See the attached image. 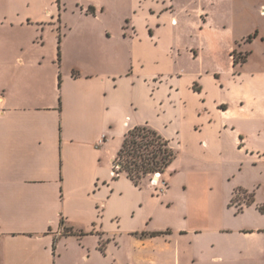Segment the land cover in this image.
<instances>
[{
  "label": "crops",
  "instance_id": "1",
  "mask_svg": "<svg viewBox=\"0 0 264 264\" xmlns=\"http://www.w3.org/2000/svg\"><path fill=\"white\" fill-rule=\"evenodd\" d=\"M203 1L197 17L208 20ZM227 2L235 16L247 7L264 16V0ZM177 9L176 0H0V264H180L177 214L197 220L202 191L207 208L231 217L236 190L252 195L234 215L246 222L231 228L224 255L191 264H264V175H245L264 164V61L234 45L264 42V29L231 32L227 72L174 76L160 70ZM234 49L247 54L236 66ZM139 126L207 170L177 156L160 194L147 179H114L111 163Z\"/></svg>",
  "mask_w": 264,
  "mask_h": 264
},
{
  "label": "rangeland",
  "instance_id": "2",
  "mask_svg": "<svg viewBox=\"0 0 264 264\" xmlns=\"http://www.w3.org/2000/svg\"><path fill=\"white\" fill-rule=\"evenodd\" d=\"M194 2L188 5L189 3L186 0H176L178 7L176 11L182 12V15L179 18V25L171 33L173 45L167 53L170 59L167 58L165 67L161 68L160 71H165L166 74L174 76L181 72L182 77L185 78L200 71L203 74L207 71L227 72L232 66L227 52L228 46L233 39L231 32H235L234 34L239 40L253 34L257 28L262 31L264 29V16L260 17L258 13H252L248 9L249 7L243 11L240 10L235 16L232 14L233 12H230L233 5H230L227 0H208L203 1V7L207 9L208 12L206 13L210 15L209 19L206 20L208 17H197L196 9L199 4L196 3V0ZM234 45L237 48L240 45L239 48H245L248 52L250 51L253 60L264 61L263 41L259 40L253 46L240 41H237ZM200 54H202L201 60H199ZM235 56H238L237 51ZM208 88L209 94H213L210 85ZM174 154L175 158L177 156L181 157L182 163L187 170L190 167L192 172H202L208 168V166L198 165L197 163L185 164V162L190 161L187 150L174 151ZM219 169L221 170V168ZM245 175H247L248 180L251 177L264 175V164L254 168L250 167V169L245 171ZM143 179L149 180V176ZM143 179L141 178L140 181ZM245 197L241 192L237 196L234 195L230 206L234 214L232 213L233 215L230 217V214L228 216L227 213H222L214 207L207 208V200L210 197L202 191L197 192L200 206L193 216L198 219L190 218L189 215L192 213L188 214V218H186L187 215L178 213L177 216L181 221L177 220V223H179L177 227L181 226L184 229L182 232L173 233L172 235L175 249L179 252L180 264H191L192 255L200 258L206 255L208 257L224 255L227 247H229L226 239H228L227 235L231 234V228L235 229L246 222L244 217L234 216L235 213L239 214L245 207L242 200H246L247 197ZM152 223L157 224L156 221ZM193 229L202 232L197 234L190 232ZM171 233L172 231L167 233V235ZM239 244L238 242L237 245Z\"/></svg>",
  "mask_w": 264,
  "mask_h": 264
},
{
  "label": "trees",
  "instance_id": "3",
  "mask_svg": "<svg viewBox=\"0 0 264 264\" xmlns=\"http://www.w3.org/2000/svg\"><path fill=\"white\" fill-rule=\"evenodd\" d=\"M251 39V37L248 38ZM234 49L231 53L233 66L246 61L247 54L235 56ZM175 158L174 151L170 148L168 141L163 139L157 132L146 127H135L127 132L122 146L118 151L115 161L120 165L118 173L126 176L138 185L140 179L146 178L155 172L164 173ZM117 178V176H113ZM241 192L246 196L245 204L252 203V195L245 191L236 190L235 196ZM67 232V230L65 231Z\"/></svg>",
  "mask_w": 264,
  "mask_h": 264
},
{
  "label": "built area",
  "instance_id": "4",
  "mask_svg": "<svg viewBox=\"0 0 264 264\" xmlns=\"http://www.w3.org/2000/svg\"><path fill=\"white\" fill-rule=\"evenodd\" d=\"M112 175L118 176L120 165L114 160L111 163ZM149 183L157 194L162 193L166 189V182L162 178V173L155 172L149 176Z\"/></svg>",
  "mask_w": 264,
  "mask_h": 264
}]
</instances>
